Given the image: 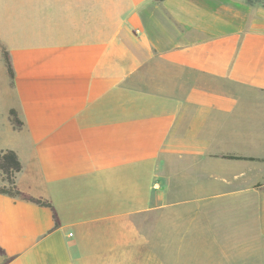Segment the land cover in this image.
I'll list each match as a JSON object with an SVG mask.
<instances>
[{
    "label": "crops",
    "instance_id": "obj_1",
    "mask_svg": "<svg viewBox=\"0 0 264 264\" xmlns=\"http://www.w3.org/2000/svg\"><path fill=\"white\" fill-rule=\"evenodd\" d=\"M120 89L154 103L123 110L138 121L115 143L97 118L113 116L99 104ZM4 117L23 134L6 149L22 163L17 188L53 205L61 225L50 208L0 194V264H78L85 228L119 218L152 215L160 245L163 212L208 244H264V0H0ZM147 158L154 191L146 204L138 190L135 206L129 181L146 179Z\"/></svg>",
    "mask_w": 264,
    "mask_h": 264
},
{
    "label": "rangeland",
    "instance_id": "obj_2",
    "mask_svg": "<svg viewBox=\"0 0 264 264\" xmlns=\"http://www.w3.org/2000/svg\"><path fill=\"white\" fill-rule=\"evenodd\" d=\"M146 76L145 80L151 87L154 85L153 79ZM136 84V81H135ZM138 85V84H137ZM137 85L134 86V92L137 93ZM110 100L103 101L99 104V108H112L114 114L112 117H98L97 124H111L115 127L114 141L117 143L119 138H122V125H127V121H134L137 125L138 117L135 113L134 117L129 119L122 113L125 109L138 110L139 107L153 108V101H138L137 96L131 91L120 89L113 93ZM11 117V115H10ZM20 124L11 122L15 130H20L25 125V122L17 114ZM49 120L56 118L48 117ZM128 119V120H127ZM63 120V118L61 119ZM145 120V118H144ZM60 119H53L50 124H56ZM85 125L88 126L89 115L85 118ZM147 131L153 127V116L146 117ZM90 131L86 130L83 133L85 142L90 140ZM22 133L13 131L7 124L6 118L1 119L0 123V151L10 149L18 142V138ZM152 130L147 132V143L152 144ZM117 148V149H116ZM152 151L147 149V151ZM121 150L115 146V153ZM151 159L147 158L146 179L129 181V188L134 191V197L131 200H136L135 206L141 205L142 197L137 195L139 190L145 192L146 204L148 195L153 190L155 180L153 178V165ZM6 177L0 173V189L6 188ZM120 188V182H118ZM57 191L66 193L71 199L72 186L65 182H56ZM8 188V187H7ZM120 192V191H119ZM89 195V194H88ZM112 210L113 214L122 212V203L124 198L119 193L113 199ZM132 205V204H131ZM91 208V207H90ZM109 210L111 206H108ZM90 209L89 215H91ZM97 214L101 215L106 212V205L100 204L97 207ZM170 213L163 212L162 222V237L161 244H157V237L153 234L152 215L145 217L146 219L130 220L125 222L119 218L113 222L97 223L85 228L83 232L81 252V260L78 264H264V244H242V245H218L208 244L206 242L211 239L204 237L186 236V231L177 229L176 220H170ZM175 215V214H174ZM200 225V224H199ZM200 230V229H199ZM201 231V230H200ZM202 232V231H201Z\"/></svg>",
    "mask_w": 264,
    "mask_h": 264
},
{
    "label": "trees",
    "instance_id": "obj_3",
    "mask_svg": "<svg viewBox=\"0 0 264 264\" xmlns=\"http://www.w3.org/2000/svg\"><path fill=\"white\" fill-rule=\"evenodd\" d=\"M158 2H163L165 0H155ZM3 56L5 58L6 67L11 79H14V70L11 63L10 55L8 52L3 51ZM11 117H13V122L20 124V121L17 118V113L14 110L10 112ZM228 159H243L239 157H228ZM22 170V163L19 159V156L14 150H4L0 152V173L6 177L7 187L0 189V194L8 195L12 198H20L24 201L35 203L40 206L48 207L53 212V218L55 221V229H58L61 225L57 211L48 201L43 199H37L22 193L16 185V176ZM263 184H259L258 187H261ZM0 256H6L5 251L0 248ZM10 260V259H9ZM7 260V261H9Z\"/></svg>",
    "mask_w": 264,
    "mask_h": 264
}]
</instances>
